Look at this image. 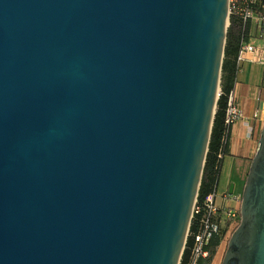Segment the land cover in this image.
<instances>
[{"label": "water", "instance_id": "95a60500", "mask_svg": "<svg viewBox=\"0 0 264 264\" xmlns=\"http://www.w3.org/2000/svg\"><path fill=\"white\" fill-rule=\"evenodd\" d=\"M228 15L0 0V264H178ZM220 264H264V125Z\"/></svg>", "mask_w": 264, "mask_h": 264}, {"label": "crops", "instance_id": "0c3cea01", "mask_svg": "<svg viewBox=\"0 0 264 264\" xmlns=\"http://www.w3.org/2000/svg\"><path fill=\"white\" fill-rule=\"evenodd\" d=\"M260 2L264 4L263 0ZM247 34V42L259 46L264 43V31L259 29L256 20L248 22ZM231 92L235 95L241 115L230 126L226 139V153L222 157L216 185V201L220 207L237 205L235 197L241 194L260 130L264 125V61L257 59L254 53H245L237 64ZM254 113L257 114L256 117H253Z\"/></svg>", "mask_w": 264, "mask_h": 264}, {"label": "built area", "instance_id": "2783aa9c", "mask_svg": "<svg viewBox=\"0 0 264 264\" xmlns=\"http://www.w3.org/2000/svg\"><path fill=\"white\" fill-rule=\"evenodd\" d=\"M228 12L237 14L243 22L256 20L259 29H261L262 32L264 31V4L260 2V0H228ZM247 52L254 53L255 57L259 60L264 58L259 45L244 41L241 42L238 50L236 58L237 64L243 59ZM240 115L235 95L230 92L228 94L224 118L225 126L230 128L232 123H234ZM256 115L257 114L254 113L253 117H256ZM248 127L251 129V126ZM235 199L237 201L235 207H220L216 201V188L203 198H197L196 195L192 204L189 224L182 247L183 252L186 240L189 237L191 243L185 264H196L199 258L209 255L206 246L212 236L219 237L217 247L228 240L232 230L239 221L240 195L236 196ZM191 225L192 228L190 229ZM179 263L180 260L178 264Z\"/></svg>", "mask_w": 264, "mask_h": 264}, {"label": "trees", "instance_id": "16d2710c", "mask_svg": "<svg viewBox=\"0 0 264 264\" xmlns=\"http://www.w3.org/2000/svg\"><path fill=\"white\" fill-rule=\"evenodd\" d=\"M248 22H243L237 14L229 13L228 26L220 70L219 95L216 99L207 151L198 187L197 198H203L216 188L223 155L226 153V139L229 128L225 126L224 118L227 107L228 94L234 86L237 72V54L241 42L248 40ZM192 225L190 226V229ZM191 239L186 240L179 264H185L189 253ZM219 243L218 236H212L206 246L209 251L207 257L199 258L196 264H209L211 256Z\"/></svg>", "mask_w": 264, "mask_h": 264}, {"label": "rangeland", "instance_id": "374dc122", "mask_svg": "<svg viewBox=\"0 0 264 264\" xmlns=\"http://www.w3.org/2000/svg\"><path fill=\"white\" fill-rule=\"evenodd\" d=\"M263 45H264V43H261V45H260L261 50H262V55H264V46ZM260 61H264V58L261 59ZM238 220H239V218H238ZM226 244H227V241L223 242L222 244H220L215 249V251L213 252V254L211 256L209 264H220L221 263L224 251L226 249Z\"/></svg>", "mask_w": 264, "mask_h": 264}]
</instances>
